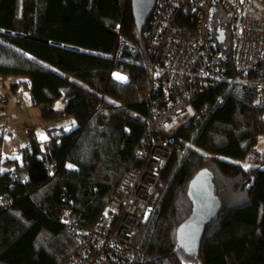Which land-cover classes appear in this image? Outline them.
<instances>
[{"label": "trees", "instance_id": "obj_1", "mask_svg": "<svg viewBox=\"0 0 264 264\" xmlns=\"http://www.w3.org/2000/svg\"><path fill=\"white\" fill-rule=\"evenodd\" d=\"M214 15L212 47L227 60V79L197 92V117L175 135L156 213L135 235L144 257L131 264H264V150L257 149L264 111L243 85L255 71L235 70L229 13L218 5ZM180 20L195 24L187 14ZM119 37L138 54L116 58ZM151 62L130 0H0V83L28 89L45 123L57 119L53 105L64 96L61 116L75 122L70 131L48 130L44 142L31 135L19 160L0 155V199L9 203L0 204V264H63L78 248L63 214L92 229L124 173L140 167ZM48 144L53 171L42 156ZM203 169L214 177L222 210L196 258L176 248L175 232L191 213L189 182ZM14 170L26 173L25 184L11 179Z\"/></svg>", "mask_w": 264, "mask_h": 264}, {"label": "built area", "instance_id": "obj_2", "mask_svg": "<svg viewBox=\"0 0 264 264\" xmlns=\"http://www.w3.org/2000/svg\"><path fill=\"white\" fill-rule=\"evenodd\" d=\"M229 13L232 61L235 70L254 77L244 79V88L256 95L264 111V0H156L144 28V42L151 56L146 76L149 83L145 133L135 156L142 163L122 176L92 229L78 225L76 214L68 211L62 222L78 248L63 264L134 263L143 259L135 235L153 219L163 170L177 150L175 135L195 120L193 100L197 92L227 79L224 55L212 47L215 9ZM181 14L193 16L194 26H184ZM218 33H216V37ZM136 56L137 48L119 37L115 57ZM50 145L45 151L49 162ZM11 179L25 184L26 173L11 171ZM0 204L9 206L6 197Z\"/></svg>", "mask_w": 264, "mask_h": 264}, {"label": "rangeland", "instance_id": "obj_3", "mask_svg": "<svg viewBox=\"0 0 264 264\" xmlns=\"http://www.w3.org/2000/svg\"><path fill=\"white\" fill-rule=\"evenodd\" d=\"M11 84L12 80L0 83L1 161L19 160L31 135H35L38 140L44 142L48 138V130L62 127L65 131H70L75 127L73 119L61 116L66 102L64 96L53 105L57 119L45 123L39 107L34 106L31 102L29 90L18 84V88L14 92ZM48 145L45 146L42 156L45 155ZM257 149L264 150V140L259 141ZM11 165L12 162H9L4 167Z\"/></svg>", "mask_w": 264, "mask_h": 264}, {"label": "water", "instance_id": "obj_4", "mask_svg": "<svg viewBox=\"0 0 264 264\" xmlns=\"http://www.w3.org/2000/svg\"><path fill=\"white\" fill-rule=\"evenodd\" d=\"M155 2L156 0H130L131 13L138 33L143 32L152 15ZM217 33V41L223 43L224 32L218 30ZM213 180L212 173L203 169L189 182L187 197L192 205L191 213L175 232L176 248L181 249L187 256L198 257L206 226L215 220L222 210L214 192Z\"/></svg>", "mask_w": 264, "mask_h": 264}]
</instances>
